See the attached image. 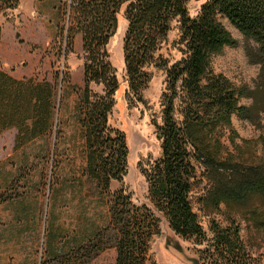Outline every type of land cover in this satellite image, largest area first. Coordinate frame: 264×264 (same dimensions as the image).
I'll return each instance as SVG.
<instances>
[{"label":"trees","instance_id":"obj_1","mask_svg":"<svg viewBox=\"0 0 264 264\" xmlns=\"http://www.w3.org/2000/svg\"><path fill=\"white\" fill-rule=\"evenodd\" d=\"M21 0H0V32L5 22L20 20ZM41 1V0H39ZM189 0H66L56 6L64 39L59 54L73 50L81 35L83 84L78 88L77 116L85 146V171L101 194L109 196V221L84 243L56 253L40 264H89L104 249L114 248L115 264H146L148 243L159 233L164 218L182 239H205L192 207L191 192L200 176L208 181L205 205L215 209L222 202H246L254 194L264 197V164H247L221 156L223 128L232 115L251 118V110L239 104L254 97L253 106L264 110V0H206L194 16ZM12 12L8 18V12ZM226 19L251 42L248 54L259 64L254 90L236 86L211 68L213 56L236 39L223 25ZM12 20V19H11ZM178 21L180 57L174 61L162 52L170 23ZM124 28L122 79L109 60L107 44L120 26ZM153 68L165 70L162 92V124L157 126L161 155L141 169L147 182L149 205H136L122 188L110 191L128 167L129 147L124 131L109 123L115 94L125 84L130 105L143 103V90ZM65 68L52 78L18 79L0 69V133L16 130L14 147L50 133L56 125L59 84ZM93 85H100L96 91ZM254 226L264 228V210L248 213ZM210 257L224 263L245 264L244 247L234 227L215 228Z\"/></svg>","mask_w":264,"mask_h":264},{"label":"rangeland","instance_id":"obj_2","mask_svg":"<svg viewBox=\"0 0 264 264\" xmlns=\"http://www.w3.org/2000/svg\"><path fill=\"white\" fill-rule=\"evenodd\" d=\"M39 1V0H37ZM60 1L47 0L39 10L26 13L24 19L11 18L0 32V69L18 79H51L53 72L65 68L59 84L56 125L45 135L14 147L16 130L0 133V264H40L56 253L84 243L109 221V196L85 171V146L78 122V88L83 84L81 35L74 38L73 50L65 57L57 50L64 45L58 32L62 24L56 6ZM206 0H189L187 8L194 16ZM34 10V9H33ZM24 15V14H23ZM20 18V17H19ZM223 25L236 39L235 46H225L213 56L211 68L236 86L254 90L259 64L248 54L250 40L226 19ZM107 44L109 60L122 79L124 73L122 21ZM179 25L170 23L160 52L170 61L180 57ZM252 43V42H251ZM15 77V76H14ZM165 70L153 68L142 95L144 102L130 105L124 97L122 83L115 94L116 103L109 123L127 137L128 167L121 181H112L110 191L122 188L136 205H149L147 182L141 172L161 155L157 126L162 124V92ZM96 91L100 85H93ZM264 96V88L255 92ZM254 97H241L239 104L250 108L251 118L232 115L231 127L223 128L221 156L247 164H264V110L252 107ZM191 192L192 207L205 233V239H182L171 231L162 218L159 233L148 243L146 264H227L206 250L214 238V229L238 230L246 254L245 264H264V228H257L248 213L264 210V197L254 194L246 202H222L218 209L204 203L210 184L200 176ZM114 248L104 249L89 264H115ZM235 264V263H230Z\"/></svg>","mask_w":264,"mask_h":264},{"label":"crops","instance_id":"obj_3","mask_svg":"<svg viewBox=\"0 0 264 264\" xmlns=\"http://www.w3.org/2000/svg\"><path fill=\"white\" fill-rule=\"evenodd\" d=\"M47 0H41V1H37V0H21L20 4L18 5L17 11H19V16L20 19H24V17L26 16V13H29L32 11L35 12V10H39V6L45 2ZM34 9V10H33ZM24 14V15H23ZM12 12H8V18H11ZM2 21V18L0 17V22ZM7 24H11L10 21L5 22ZM12 26V24H11ZM13 27V26H12ZM1 32H3V30H1ZM80 36V35H79ZM81 37V36H80ZM15 77H20L18 76V74H14Z\"/></svg>","mask_w":264,"mask_h":264}]
</instances>
